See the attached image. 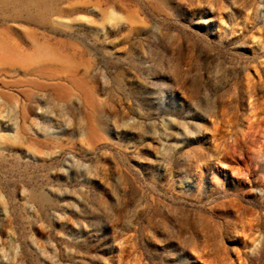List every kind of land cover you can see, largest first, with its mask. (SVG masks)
Masks as SVG:
<instances>
[{"label":"rangeland","instance_id":"374dc122","mask_svg":"<svg viewBox=\"0 0 264 264\" xmlns=\"http://www.w3.org/2000/svg\"><path fill=\"white\" fill-rule=\"evenodd\" d=\"M0 264H264V0H0Z\"/></svg>","mask_w":264,"mask_h":264}]
</instances>
